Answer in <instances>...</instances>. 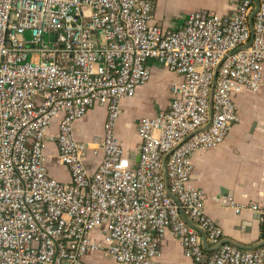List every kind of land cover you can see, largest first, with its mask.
<instances>
[{
  "label": "built area",
  "instance_id": "built-area-1",
  "mask_svg": "<svg viewBox=\"0 0 264 264\" xmlns=\"http://www.w3.org/2000/svg\"><path fill=\"white\" fill-rule=\"evenodd\" d=\"M150 61L182 79L168 107L139 119L130 166L116 124ZM263 70L264 0L200 8L175 27L156 21L154 0H0V264H86L93 251L161 264L168 231L196 264H264V243L225 240L192 183L193 156L226 140ZM98 105L102 135L78 139ZM50 143L67 181L51 174ZM244 207L264 224L259 203Z\"/></svg>",
  "mask_w": 264,
  "mask_h": 264
},
{
  "label": "crops",
  "instance_id": "crops-1",
  "mask_svg": "<svg viewBox=\"0 0 264 264\" xmlns=\"http://www.w3.org/2000/svg\"><path fill=\"white\" fill-rule=\"evenodd\" d=\"M164 2L165 0H154L155 19L161 24L173 27L179 26L189 12L200 8L210 9L223 15H230L235 10V0H198L196 4L185 9L182 16H173L164 7ZM158 65L153 62L151 80L140 86L134 97L122 101V112L116 124V133L123 146L127 144V139L124 138L126 128L127 131L131 129V132L137 133V128L133 130L135 126L129 123L130 116L155 113L153 109L144 111V102L153 92L151 81L153 72L156 71L155 74L160 72ZM176 79L179 82L182 78L176 74ZM169 104L170 101L163 108L168 107ZM237 106L239 121L229 132L226 140L216 147L197 152L193 156L192 183L205 191L206 212L221 226L225 240L243 248H254L264 243L259 215L248 207L237 211L235 206L256 202L264 208V70L261 88L257 91L245 90L240 93L237 97ZM143 111L147 114H143ZM106 114V108L101 105L90 109L75 123L77 138L86 142H92L95 137L100 138ZM136 136V144L130 142L128 145V159H125L124 155V161L130 166H134L139 157L140 140L138 134ZM55 149V144L50 143V160L55 166L53 172L50 168L51 174L67 181L68 169L58 164L54 154ZM92 159L95 161L96 157ZM93 168L94 163L91 164V169ZM160 262L161 264H196L185 254L179 239L170 231L162 239ZM85 263L123 264L99 251L89 253L85 257Z\"/></svg>",
  "mask_w": 264,
  "mask_h": 264
},
{
  "label": "rangeland",
  "instance_id": "rangeland-1",
  "mask_svg": "<svg viewBox=\"0 0 264 264\" xmlns=\"http://www.w3.org/2000/svg\"><path fill=\"white\" fill-rule=\"evenodd\" d=\"M198 0H165L164 7L168 9L169 13L173 16H182L185 9H188L192 5L196 4ZM154 61H150V65L153 64ZM160 66V72L158 74H155L156 71L153 72V79L151 81L153 85V92L148 96L146 99V102H144V111L145 109L155 111L160 108H163L168 104L170 101V97L172 95V86L177 83L176 79V73L172 72L171 70L167 69L166 67L162 65ZM174 76V77H173ZM158 110V111H159ZM143 114H147V112H144ZM142 117V115H132L130 116V125L135 126L136 130L138 121ZM125 129V128H124ZM128 129L124 131V138L127 139V144L124 145V155L125 159H128V145L131 142L132 144H136V134L135 132L127 131ZM124 140V139H123ZM49 166L51 168V171H55L54 163L50 160ZM57 168V167H56Z\"/></svg>",
  "mask_w": 264,
  "mask_h": 264
},
{
  "label": "trees",
  "instance_id": "trees-1",
  "mask_svg": "<svg viewBox=\"0 0 264 264\" xmlns=\"http://www.w3.org/2000/svg\"><path fill=\"white\" fill-rule=\"evenodd\" d=\"M264 228V224H262V229Z\"/></svg>",
  "mask_w": 264,
  "mask_h": 264
}]
</instances>
